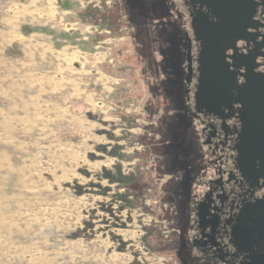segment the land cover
<instances>
[{"label": "rangeland", "instance_id": "1", "mask_svg": "<svg viewBox=\"0 0 264 264\" xmlns=\"http://www.w3.org/2000/svg\"><path fill=\"white\" fill-rule=\"evenodd\" d=\"M156 2L66 0L74 16L59 32L31 28L50 36L56 49L58 40L93 53L90 62L97 63L89 84L98 103L85 113L96 124H57L53 142L81 145L89 134L99 139L89 140L88 151L79 147L74 160L67 147H56L52 162L46 158L30 178L33 186L9 181L2 187L8 128L0 125V264H178L172 186L179 175L172 169L181 143L174 125L181 116L173 111L177 100L160 95L172 87L162 82L163 58L174 66L181 50L176 42L169 49L160 43L169 35L158 34ZM17 48L6 55L21 58ZM2 66L0 87H7ZM21 94L0 89V107L22 101ZM179 220L186 228L185 206ZM6 228L19 235H6Z\"/></svg>", "mask_w": 264, "mask_h": 264}, {"label": "flooded vegetation", "instance_id": "2", "mask_svg": "<svg viewBox=\"0 0 264 264\" xmlns=\"http://www.w3.org/2000/svg\"><path fill=\"white\" fill-rule=\"evenodd\" d=\"M156 1L154 4H158L161 13L157 24L169 35V40L161 43L169 49L176 42L181 50L180 60L174 66L163 58L167 77L162 81L171 84L170 91H164L165 98L172 104L177 100L174 105L178 108L173 111L181 116L174 125L181 143L176 147L172 169L179 175L172 186L173 203L178 210L176 261L178 264H264V155L258 158L255 148H246L241 141L244 130L247 136L258 132L251 122L256 116L245 115L249 113L247 101L243 107L233 103L215 112L196 105L200 42L193 34L192 19L207 11L201 7V0ZM255 11L253 20L257 25L264 24V8L257 7ZM249 32L255 39L254 45L237 41L234 58H238V63L254 66V77L262 79L264 85V29L256 34ZM184 41L190 46L189 63L186 54H182ZM167 49L163 48L168 56ZM232 54L233 50L225 52V61L230 65ZM250 54L253 57L248 62L246 58ZM230 71L234 74V85L241 87L245 68H230ZM171 90L178 92V97L171 95ZM183 206L186 228L179 220Z\"/></svg>", "mask_w": 264, "mask_h": 264}, {"label": "crops", "instance_id": "3", "mask_svg": "<svg viewBox=\"0 0 264 264\" xmlns=\"http://www.w3.org/2000/svg\"><path fill=\"white\" fill-rule=\"evenodd\" d=\"M65 1L0 0V64L10 81L0 89L22 93V101L6 109L0 107V125L9 131L4 130L8 140L6 153H2V187L9 181L17 187L33 186L30 178L41 171L46 158L48 163L52 162L56 147H67L74 160L79 147L88 151L89 140L99 139L97 134L88 133L85 144L53 142L58 134L57 124H74L77 128L80 124H96L85 116L95 112L98 103L89 84L90 70L97 69V63L90 62L94 54L66 42L59 44L58 40L56 49L50 36L31 31L49 27L59 32L58 28L70 23L74 12ZM14 45L22 53L21 58L6 55ZM9 155L13 158H8ZM74 170L71 166V171ZM4 220L0 217V232ZM12 233L19 235L15 229L6 230V235Z\"/></svg>", "mask_w": 264, "mask_h": 264}, {"label": "water", "instance_id": "4", "mask_svg": "<svg viewBox=\"0 0 264 264\" xmlns=\"http://www.w3.org/2000/svg\"><path fill=\"white\" fill-rule=\"evenodd\" d=\"M263 2L264 0L258 4L250 0H201V7H204L207 13H198L192 19L193 34L200 42L197 57L199 81L195 93L196 105L215 112L233 103L241 104L243 107V102L247 101L249 113L245 115L256 116L251 122L257 126L258 132L247 136L244 130L241 141L246 148L254 147L258 158L264 155V85L262 79L254 77V66L247 65L246 62L238 63V58H234V54L237 41L254 45L255 39L251 37L252 33L249 30L256 34L258 30L264 29V24L257 25L253 20L255 9L264 8ZM227 50H233L230 57L231 65L225 61ZM182 54H186L189 63L190 46L186 41L183 42ZM251 57L253 56L250 54L246 61L251 62ZM243 67L245 82L238 88L234 85V74L230 68Z\"/></svg>", "mask_w": 264, "mask_h": 264}, {"label": "trees", "instance_id": "5", "mask_svg": "<svg viewBox=\"0 0 264 264\" xmlns=\"http://www.w3.org/2000/svg\"><path fill=\"white\" fill-rule=\"evenodd\" d=\"M162 33H163V30H159V31H158L159 36H161ZM159 42H160V38H159ZM160 43H161V42H160ZM162 96L165 97V92H164L162 95H160V97H162Z\"/></svg>", "mask_w": 264, "mask_h": 264}]
</instances>
